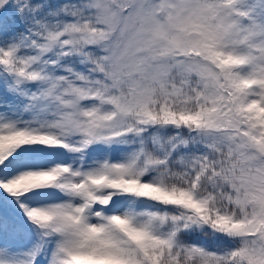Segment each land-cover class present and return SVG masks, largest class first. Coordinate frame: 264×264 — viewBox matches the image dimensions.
Masks as SVG:
<instances>
[{
    "label": "snow or ice",
    "instance_id": "6c2138e0",
    "mask_svg": "<svg viewBox=\"0 0 264 264\" xmlns=\"http://www.w3.org/2000/svg\"><path fill=\"white\" fill-rule=\"evenodd\" d=\"M0 264H264V0H0Z\"/></svg>",
    "mask_w": 264,
    "mask_h": 264
},
{
    "label": "rangeland",
    "instance_id": "374dc122",
    "mask_svg": "<svg viewBox=\"0 0 264 264\" xmlns=\"http://www.w3.org/2000/svg\"><path fill=\"white\" fill-rule=\"evenodd\" d=\"M54 2H60V0H54Z\"/></svg>",
    "mask_w": 264,
    "mask_h": 264
},
{
    "label": "trees",
    "instance_id": "16d2710c",
    "mask_svg": "<svg viewBox=\"0 0 264 264\" xmlns=\"http://www.w3.org/2000/svg\"><path fill=\"white\" fill-rule=\"evenodd\" d=\"M0 195H4L3 193H0Z\"/></svg>",
    "mask_w": 264,
    "mask_h": 264
}]
</instances>
